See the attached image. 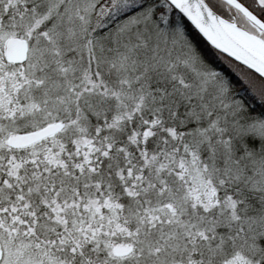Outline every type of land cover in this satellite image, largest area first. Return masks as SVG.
Masks as SVG:
<instances>
[{
    "label": "snow or ice",
    "instance_id": "obj_1",
    "mask_svg": "<svg viewBox=\"0 0 264 264\" xmlns=\"http://www.w3.org/2000/svg\"><path fill=\"white\" fill-rule=\"evenodd\" d=\"M0 264H264V0H0Z\"/></svg>",
    "mask_w": 264,
    "mask_h": 264
}]
</instances>
